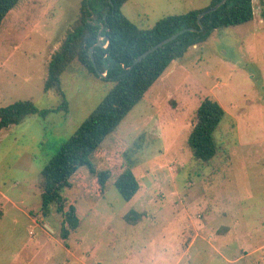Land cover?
<instances>
[{
	"label": "rangeland",
	"instance_id": "374dc122",
	"mask_svg": "<svg viewBox=\"0 0 264 264\" xmlns=\"http://www.w3.org/2000/svg\"><path fill=\"white\" fill-rule=\"evenodd\" d=\"M211 0H128L140 29ZM81 0H20L0 26V108L31 101L43 116L0 131V264H264V0L253 20L214 30L172 62L93 154L110 179L100 191L86 168L62 193L80 225L66 241L62 217L40 213L39 175L113 84L76 59L61 93L43 92L47 64L79 23ZM225 111L209 163L185 141L201 101ZM130 168L138 193L124 201L114 180ZM141 214L134 225L123 217ZM50 230H48V228Z\"/></svg>",
	"mask_w": 264,
	"mask_h": 264
},
{
	"label": "trees",
	"instance_id": "16d2710c",
	"mask_svg": "<svg viewBox=\"0 0 264 264\" xmlns=\"http://www.w3.org/2000/svg\"><path fill=\"white\" fill-rule=\"evenodd\" d=\"M20 0H0V26L7 14ZM128 0H81L78 25L67 34L60 48L47 64L43 92L55 90L67 103L60 89V75L76 59L90 74L113 84L104 99L83 121L74 134L61 145L59 151L43 167L40 175V213L49 219L54 209L62 217L59 236L66 241L77 230L80 220L74 206L66 207L62 193L71 187L70 179L78 170L86 168L96 178L100 191L110 179L108 171L96 172L91 158L104 140L120 125L127 114L143 99L155 82L172 62L182 58L188 49L204 43L214 30L239 26L253 20V0H227L216 11L205 14L199 31L197 17L214 7L221 0H211L201 10L167 16L150 29H140L121 12ZM100 45L96 46L98 33ZM172 42L157 49L138 64L133 62L141 54L161 41L185 30ZM89 49H92L94 65ZM31 101H18L0 108V131L18 125L25 118L43 116ZM225 116L221 105L212 97L204 98L194 113L192 128L185 141L191 157L209 163L220 152L221 145L215 140L220 122ZM114 188L124 201H130L139 191V182L130 168H124L113 182ZM141 214L128 212L124 221L134 225Z\"/></svg>",
	"mask_w": 264,
	"mask_h": 264
},
{
	"label": "water",
	"instance_id": "95a60500",
	"mask_svg": "<svg viewBox=\"0 0 264 264\" xmlns=\"http://www.w3.org/2000/svg\"><path fill=\"white\" fill-rule=\"evenodd\" d=\"M227 0H221L219 3H217L214 7L202 12L198 17H197V24L199 26V31H202V25L200 23V19L207 13H211V12H214L216 11L219 7H221L222 5H224V3L226 2ZM101 30H102V27L100 28V31L98 33V37H97V42H96V46H99L100 45V41H101V38H100V33H101ZM195 32L196 30L194 29H185V30H182L174 35H172L171 37L161 41L160 43H158L157 45H155L154 47L150 48L149 50H147L146 52H144L143 54H141L138 58H136L133 62V65H136L138 64L139 62H141L144 58H146L148 55H150L151 53L155 52L157 49L163 47L164 45L168 44L169 42H172L173 40H175L178 36L182 35L183 33L185 32ZM89 55H90V58H91V61H92V64L93 66L94 65V60H93V56H92V49H89ZM100 77H104V75H101L100 73H97ZM48 228V227H47ZM48 230H50L48 228Z\"/></svg>",
	"mask_w": 264,
	"mask_h": 264
}]
</instances>
